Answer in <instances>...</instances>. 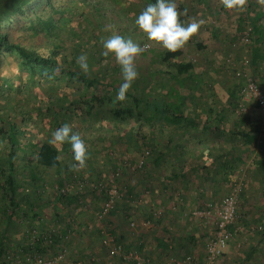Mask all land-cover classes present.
<instances>
[{
    "label": "rangeland",
    "instance_id": "rangeland-1",
    "mask_svg": "<svg viewBox=\"0 0 264 264\" xmlns=\"http://www.w3.org/2000/svg\"><path fill=\"white\" fill-rule=\"evenodd\" d=\"M53 1L56 7L65 6L66 17L71 20L70 27H80L79 43L88 45L95 39L96 46L91 51L96 64L88 69L93 75L100 77L102 82L113 81L120 87L122 73L119 65L113 53L107 57L102 54L105 51L102 43L112 34L131 37L145 51L135 59L138 76L129 90L139 89L144 96L151 89L162 92L170 106H174L172 100L175 99L168 92L175 81L168 73H159V70H170L162 60L167 49L148 40L146 33L134 23L150 0H87L90 5H86L84 13V5L79 0ZM251 1L244 0L243 6L227 9L221 0H175L180 20L185 24L199 25L197 32L183 46L180 58L192 61L201 79L199 88L185 106L188 114H194V109L201 112L199 126L176 129L163 120H141L137 123V136L132 138L128 132L136 123L131 119L118 122L109 113V107L86 116L81 112L68 116L65 123L78 132L86 144V165L79 170L72 169L70 165L75 161L70 145H57L61 165L40 168L36 173L40 181L43 179V183L38 181L44 186L42 206L31 207L27 214H20L14 227H9L12 231L7 256L9 264H22L16 244L29 232L30 236L37 233L45 239L61 236L64 223L53 219L52 210L58 182L66 181L71 175L74 176L72 184L65 189L82 195L79 205H75L80 216L74 219L75 222L71 221V231L61 240V251L56 255L41 256L46 264H264V256L261 257L259 252L251 260L245 259L252 247L264 249L260 236L264 230V182L254 166L262 149L246 143L245 136L238 131L244 130L245 126V122H240L241 116L247 118L246 122L260 121L264 125V110L254 95L245 91L251 80L264 87V80L260 77L264 74V62L256 66L251 64L250 44L254 35L248 17L254 15L260 4L264 6V0ZM243 16V29L238 30ZM68 29L54 31L58 35L56 38L66 40V44L71 40ZM16 32V36H21L28 44L43 45L45 42L43 34L32 30L16 28ZM63 54L70 55L69 48L67 51L64 47ZM1 72L11 86H5L0 106H7L6 112L13 113L21 126L23 142L29 141L30 144L48 141L51 132L61 126L62 122L56 124L47 109L51 103L59 100L68 103L85 91L80 88L78 80L68 78V71L56 70L51 76L48 71L36 70L35 77H32L30 71L20 67L19 59L9 52L2 59ZM12 84L19 85L14 87ZM101 89L97 91L101 92ZM88 91V95L91 94V90ZM21 104H26L24 108L29 110L28 115H22ZM205 121L211 123L212 128L206 129ZM145 142L150 148L158 145V151L165 156L160 170L152 161ZM6 144L0 142L2 156L7 155ZM181 146H185L186 151L176 158L174 154ZM22 149L18 151V157H21ZM20 168L18 165L17 176L22 182L20 190L31 193L30 198H34L32 174L20 171ZM164 170L166 174H184L176 177L177 181L167 180L161 178ZM128 186L133 188L131 193L126 191ZM231 192L236 194L238 202L249 203L242 208L245 213L242 220H236L231 226L229 242L213 258L209 243L217 232V213L215 209L209 214L204 211ZM89 218L93 221L90 220V232L85 235L82 223ZM30 219H35L33 230L29 227ZM47 225L50 229L45 227ZM4 226L0 214V229ZM96 228L103 233L101 244L95 240L89 243L87 239L91 234V238L97 235ZM115 228L124 235L126 249L114 242L111 230ZM190 236L195 240L189 239ZM141 241L145 242L143 253L135 248ZM85 249L87 253L94 251L90 259L81 258ZM32 264H37L35 258Z\"/></svg>",
    "mask_w": 264,
    "mask_h": 264
},
{
    "label": "trees",
    "instance_id": "trees-1",
    "mask_svg": "<svg viewBox=\"0 0 264 264\" xmlns=\"http://www.w3.org/2000/svg\"><path fill=\"white\" fill-rule=\"evenodd\" d=\"M79 1L84 5L82 8L84 13L86 5L89 6L90 4L87 0ZM246 1L250 3V0ZM154 2L155 0H150V3ZM65 9V6L61 4L56 7L53 0H0V102L4 100L3 91L5 90V86L8 85V78L2 75L1 72L2 59L4 55L9 52L19 59L20 67L30 71L29 74L32 77H35L36 70L44 71L43 73L48 71L51 76L54 75L53 72L56 70L62 72L68 71V75H70L68 78L71 81H73L72 79L78 80L80 88L85 90L81 96L75 97V99L70 100L68 103L59 100L55 103H51L50 106H48L49 104L47 105V109L51 111L50 115H52L53 121L56 124L68 122V116H72V114L77 112H81L82 116H86V114L90 112L93 113L94 111H98V109L102 111L105 107H109V113H111L112 117L118 122L131 119L136 123L128 132L132 138L137 136V123L141 120L153 122L163 120L176 129L190 126L197 127L200 125L201 112L194 109V114H188V109H186L185 106L187 105L186 103L189 97L194 95L195 90L199 88L201 79L192 61H186L185 59L180 60L183 56L182 49H178L175 52L166 50L162 55V60L164 63L168 64L170 70L168 72L159 70L161 74L168 73L169 77L175 81V84H173L171 90L168 92L169 94L171 93L173 99H175L172 100L174 104L173 107L170 106V101L166 98V95L152 89L149 90L145 96L142 92H139V89L128 90L125 100L114 102L116 93L119 90L117 84L109 80L102 82L99 79L100 77L95 74L93 75L91 71L88 70L87 72H83L76 63V57L81 53H85L88 57L89 69L96 64L94 53L91 51L96 46V42L94 38L88 45L86 43H79L78 41L80 40L77 41V37L80 36L78 33L80 27H78V25H76V27L69 26L71 20L68 19V16L66 17ZM49 10L50 12H48ZM69 11L68 8V12ZM45 12H48V14L44 15ZM263 16L264 14L258 13L254 17H251L250 20L252 35H258L257 38H251L252 41L250 44L251 64L253 66L264 62V27H261L259 22ZM240 21L238 30L243 29L242 21L244 20L240 19ZM16 28L24 31L32 30L40 35L43 34L42 36L45 39L44 44L26 43L22 40L21 36H16ZM61 28H69L68 35L71 40L68 44H66V40L61 41L56 38L58 35H56L54 31L55 29ZM94 31L95 28H93V32ZM94 37L96 36L94 35ZM64 47H67V51L69 48L70 55L63 54ZM13 85L16 87L19 84H12V86ZM8 86L10 87L11 83ZM100 87H102V91L98 92L97 90H99ZM88 90H91V94L89 95ZM114 90L115 94L113 93ZM6 107L7 106H4L2 108L0 106V142L5 141L8 149L6 156H2L3 154L0 152V214L5 221L4 228L0 229V264H9L7 256L11 248L10 241L12 238V231H10L9 227H14L16 225V221L20 214H27L28 211H31V207L36 208L42 206V191L44 186L38 182L40 181V176L36 174L37 171L40 168H55L62 163L60 149L57 146L53 147L48 144V141L36 142V144H30L29 141L23 142L24 136H22L21 126L13 116V113L6 112ZM21 107L24 109L22 115H28L29 110L24 108L27 107L26 104H21ZM65 110L67 113H65ZM240 119V122H245V126L244 130L238 131L245 136L246 143L256 144L262 149L263 155L255 160L254 166L261 176L260 179L264 182V125L260 121L246 122L247 118L245 116H241ZM205 123L203 122L204 126ZM205 128L210 129L212 125H206ZM213 128L215 130L214 126ZM21 142H23L22 145L20 144ZM145 145L152 154V161L155 163L158 170H160L161 161L165 159V156L162 152L158 151V145L152 148H150L147 142H145ZM21 149V157H18V151ZM18 165L21 166L20 171H30L29 173L32 174L31 183L34 185L31 192L35 196L34 198H30L31 193L29 194L28 192L20 190L22 182L17 176L19 170ZM162 172L164 175V171ZM73 179L74 176L71 175V177H67L66 181L60 180L56 190V202L54 203L52 213L55 221L59 220L64 223L63 228L60 230L61 236H52L51 238L47 237L45 239L41 234L36 235L37 233L30 236L31 233L29 232V235L24 236L22 240L16 244V248L21 254L22 264H32L36 255L48 257L56 255L61 251V240L71 231V221L75 222L74 219H79L80 216L75 205H79V200L82 195H80L79 192H68L69 190L66 192L65 189L67 185L72 184ZM40 182L43 183V179H41ZM132 190V187L128 186V188H126V191L129 193H131ZM94 191L97 192V190ZM106 197L105 195V198ZM248 203L237 201L238 216L236 220L244 217L245 213L242 211V208ZM239 205L242 207L240 208ZM37 215L38 214L35 213V216ZM90 220L93 221V218H89L85 223H82L85 230L83 234L85 235H88L90 232ZM34 223L35 219H30V230L34 229ZM45 227L50 229L48 225ZM95 231L97 235L91 238V234L87 236V239L89 243L96 241L101 244L103 233L99 228H96ZM111 232L114 242L120 247L123 245V248L126 249L124 235L116 228L111 230ZM49 234L50 232H48L47 235ZM260 236L264 241V230H262ZM189 239L195 240V237L190 236ZM160 242H162V240H160ZM144 243L145 242L141 241L135 246L141 253H143ZM93 252L91 250L90 253H87L85 249L81 254H85L86 256H80L83 259L86 257L90 259L93 256ZM257 252H259L261 257L264 256V249L252 247L247 251L245 259L247 261L251 260ZM92 262L94 263V261Z\"/></svg>",
    "mask_w": 264,
    "mask_h": 264
},
{
    "label": "clouds",
    "instance_id": "clouds-1",
    "mask_svg": "<svg viewBox=\"0 0 264 264\" xmlns=\"http://www.w3.org/2000/svg\"><path fill=\"white\" fill-rule=\"evenodd\" d=\"M223 7L232 9L241 7L244 0H221ZM180 13L177 10L175 0H155L147 4L135 18L134 23L140 30L146 33L147 39L162 45L168 51L175 52L182 49L190 37L197 32L198 23L185 24L180 20ZM105 57L113 53L122 73V83L115 96V101L126 99V93L133 81L137 78L138 72L135 66V59L138 54L145 51L138 42L131 37H124L119 34H112L102 43ZM76 63L83 72L89 69L88 57L81 53L76 57ZM69 144L72 151V158L75 163L70 167L79 170L86 165L87 148L84 140L78 132L73 131L68 123L51 132L48 144L53 147Z\"/></svg>",
    "mask_w": 264,
    "mask_h": 264
},
{
    "label": "built area",
    "instance_id": "built-area-1",
    "mask_svg": "<svg viewBox=\"0 0 264 264\" xmlns=\"http://www.w3.org/2000/svg\"><path fill=\"white\" fill-rule=\"evenodd\" d=\"M246 36H244L245 38ZM245 91L247 94H252L257 99L258 104L264 110V87H261L256 81L251 80L247 85ZM107 208L109 203H107ZM210 208H206L205 214H209L212 209L216 210L217 221L216 227L217 232L209 243L210 253L213 258L218 256L222 251V248L229 242L232 231L231 226L234 224L238 214H237V197L234 192L221 197L217 203L214 205L210 204ZM35 262L37 264H46L45 259L41 256L35 257ZM51 263V261H49ZM147 264V263H143Z\"/></svg>",
    "mask_w": 264,
    "mask_h": 264
},
{
    "label": "crops",
    "instance_id": "crops-1",
    "mask_svg": "<svg viewBox=\"0 0 264 264\" xmlns=\"http://www.w3.org/2000/svg\"><path fill=\"white\" fill-rule=\"evenodd\" d=\"M252 1L250 0V3H251ZM261 5V7H259V8H255V10H254V15H252V16H248L249 18H250V20H251V17H254L256 14H258V13H262V14H264V6H263V4H260ZM249 12H250V10H248ZM240 19H242V20H245V17L243 16L242 18H240ZM244 22V21H243ZM260 22V24H261V27H264V16L261 18V20L259 21ZM239 23H240V20H239ZM254 37H258V35H256V36H254ZM259 45L261 46V44L259 43ZM260 77L264 80V74H262V75H260ZM205 123V122H204ZM210 124L211 123H209V122H207L206 121V123H205V125H209L210 126ZM176 151V150H175ZM186 151V147L185 146H181L180 147V149L177 151V152H175V157L177 158V156L178 155H184V152ZM263 154H260L259 156H258V158H260L261 156H262ZM163 174V173H162ZM182 174H184V173H182V172H174V173H172V174H167L166 175V172H165V170H164V175H162V177L161 178H164V179H167V180H173V181H177L176 180V177L178 178L180 175H182ZM211 179H213V178H211ZM179 181H181L182 182V180H179ZM179 183V182H178ZM175 184V183H174Z\"/></svg>",
    "mask_w": 264,
    "mask_h": 264
}]
</instances>
